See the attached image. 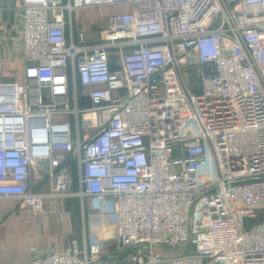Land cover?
<instances>
[{"label":"built area","instance_id":"2783aa9c","mask_svg":"<svg viewBox=\"0 0 264 264\" xmlns=\"http://www.w3.org/2000/svg\"><path fill=\"white\" fill-rule=\"evenodd\" d=\"M105 7L120 10L75 17ZM14 8L20 29L0 24V73L19 67L0 82V201L38 215L76 198L115 223L110 255L69 240L31 264H264V0Z\"/></svg>","mask_w":264,"mask_h":264},{"label":"crops","instance_id":"0c3cea01","mask_svg":"<svg viewBox=\"0 0 264 264\" xmlns=\"http://www.w3.org/2000/svg\"><path fill=\"white\" fill-rule=\"evenodd\" d=\"M15 1L0 0V24L7 38L20 29ZM6 64L11 68L16 65L10 61ZM80 205L76 198L55 199L46 201L43 212L35 215L17 201L1 200L0 264H31L34 258L50 251H63L69 240H76L80 245L86 241L89 246L96 241L100 255L113 252L114 220L87 216ZM100 235L105 239L103 244L98 241ZM108 259L101 262L111 264L112 260Z\"/></svg>","mask_w":264,"mask_h":264},{"label":"rangeland","instance_id":"374dc122","mask_svg":"<svg viewBox=\"0 0 264 264\" xmlns=\"http://www.w3.org/2000/svg\"><path fill=\"white\" fill-rule=\"evenodd\" d=\"M120 9H116V8H112V7H105V8H100V9H95V10H83V11H77L75 13V17H80L83 19H94L99 21L100 19H103L105 16H107V14H111V13H115L117 11H119ZM91 31L95 30V29H90L93 27V25L88 24L87 26ZM89 39L92 38L91 34H88ZM96 38V37H94ZM94 40V39H93ZM18 64V63H17ZM16 70H19V67L14 65V68L8 67L7 64L4 68V71L2 73H0V82H7V81H11L13 80V73L16 72ZM12 77V78H11ZM19 78H21L20 73H19ZM43 176L46 175L45 171H42ZM99 242H101L103 244V242H105V239L103 238L102 235L99 236L98 239Z\"/></svg>","mask_w":264,"mask_h":264},{"label":"water","instance_id":"95a60500","mask_svg":"<svg viewBox=\"0 0 264 264\" xmlns=\"http://www.w3.org/2000/svg\"><path fill=\"white\" fill-rule=\"evenodd\" d=\"M247 182H249V181H245V182H242V183H247ZM106 259H108V256H104V257L100 258V261H103V260H106Z\"/></svg>","mask_w":264,"mask_h":264},{"label":"trees","instance_id":"16d2710c","mask_svg":"<svg viewBox=\"0 0 264 264\" xmlns=\"http://www.w3.org/2000/svg\"><path fill=\"white\" fill-rule=\"evenodd\" d=\"M81 103L86 105V104H88V101L86 99H81Z\"/></svg>","mask_w":264,"mask_h":264}]
</instances>
